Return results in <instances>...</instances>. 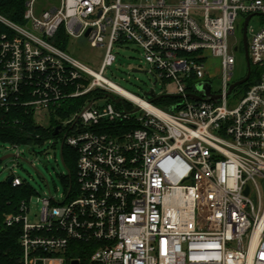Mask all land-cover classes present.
I'll use <instances>...</instances> for the list:
<instances>
[{
	"label": "built area",
	"instance_id": "built-area-1",
	"mask_svg": "<svg viewBox=\"0 0 264 264\" xmlns=\"http://www.w3.org/2000/svg\"><path fill=\"white\" fill-rule=\"evenodd\" d=\"M38 1H27L25 25L0 14V115L25 108L36 118L91 97L61 125L78 157L76 186L62 201L43 198L38 223L27 216L31 198L5 215L22 226L14 264H264V0ZM248 16L259 79L231 108L230 40ZM61 28L70 41L106 47L99 72L55 44ZM129 43L162 95L177 97L164 98L171 104L133 99L104 77L115 46ZM210 54L221 59L217 90ZM99 98L110 102L95 107Z\"/></svg>",
	"mask_w": 264,
	"mask_h": 264
},
{
	"label": "rangeland",
	"instance_id": "rangeland-1",
	"mask_svg": "<svg viewBox=\"0 0 264 264\" xmlns=\"http://www.w3.org/2000/svg\"><path fill=\"white\" fill-rule=\"evenodd\" d=\"M47 1L39 0L37 5L42 7L47 4ZM243 23V20L240 21L241 28ZM250 27L253 31L258 30L260 19L253 18ZM241 44L242 33L240 29L230 40L231 51L236 58L233 82L241 80L247 72L242 47L237 51L235 50L236 46ZM66 52L93 71L99 72L106 47L93 48L86 38H81L69 41ZM114 52L117 60L112 67H109L103 73L105 78L121 87V89L146 101H151L146 93H149L152 89H155L157 96L165 93L166 88L161 82L155 85V77L151 73L152 67L145 61L142 50L135 43L124 46L116 45ZM208 68L213 78L214 89L217 90L220 87L222 78L221 59L210 54ZM243 88L239 87L229 97L228 102L231 108H235L240 98L245 94ZM109 102V99L99 98L95 101L94 106L101 107ZM158 106L164 108L161 105ZM51 117L48 113H40L37 115L36 121L48 128ZM54 117L60 123H65L67 120H61L58 114ZM61 147L62 141L59 137H50L35 145L20 146L18 148L11 147L8 143H0V159L7 155H14L0 163V183L7 181L10 177H19L28 184L33 191L29 203V212L27 213L28 219L32 223L40 221L43 198H49L52 195L57 201L63 200V194L65 193L64 178L69 176V170L62 162Z\"/></svg>",
	"mask_w": 264,
	"mask_h": 264
},
{
	"label": "trees",
	"instance_id": "trees-1",
	"mask_svg": "<svg viewBox=\"0 0 264 264\" xmlns=\"http://www.w3.org/2000/svg\"><path fill=\"white\" fill-rule=\"evenodd\" d=\"M27 1L28 0H0V14L18 25H25L24 14ZM1 25L0 23V31H3L5 27ZM69 41L70 39L65 34L64 29L61 28L55 44L60 49L66 51ZM245 76L246 74L244 77ZM244 77H242V79ZM258 79L259 73L255 67H252V75L249 81L243 86H240V88L244 87L243 89L246 91L248 87L256 83ZM237 89H239V87ZM237 89L235 91H237ZM89 96L78 100H67L62 109L57 113L51 114V123L48 128L37 123L34 112L26 110L25 108H14L9 112H3L0 115V143L28 146L40 143L50 137H57L54 136L53 133L56 127L61 126L62 123H60L54 115L58 114L61 120L72 117L86 105L90 98ZM173 101L174 100L171 99H161L156 103L164 106L171 104ZM59 138L63 142V134ZM63 156L65 166L71 173V177L66 176L64 178V189L66 190L70 186H76L78 157L67 145H64ZM32 194L33 191L24 181H22V184L18 187L9 184L8 180L0 183V264H14L21 255L19 239L22 226L19 224L12 227L7 226L5 215L19 213L21 203L29 200Z\"/></svg>",
	"mask_w": 264,
	"mask_h": 264
},
{
	"label": "water",
	"instance_id": "water-1",
	"mask_svg": "<svg viewBox=\"0 0 264 264\" xmlns=\"http://www.w3.org/2000/svg\"><path fill=\"white\" fill-rule=\"evenodd\" d=\"M252 18V16H248L246 18V22H245V25H244V28H243V36H242V43H243V49H244V57H245V60H246V66H247V75L245 78L239 80V81H236L234 83L231 84L230 88H229V91H228V95H230L231 93H233V91L244 85L245 83H247L251 77V62H250V57H249V46H248V35H247V27H248V23L250 21V19ZM204 90L206 92V94L209 96L211 95V86L209 84H204ZM146 96H148L150 99H151V102H157L158 100H161V99H164V98H172V99H175L177 97L175 96H169V95H160V96H157L156 93H155V90L152 89L149 93H146ZM189 97L195 99L196 101H199L201 100V98L197 97V96H193V95H188ZM105 98H109L111 99L114 103L116 104H120V103H123L124 100L123 98H117L115 95L113 94H107L105 96ZM221 97L220 96H213L212 95V99H220ZM138 110V109H137ZM62 126H58L56 127L53 135L54 136H57L59 134V131L61 129ZM63 148H64V144L62 143V147H61V159H62V162L63 164L65 165V162H64V156H63ZM14 155H7V156H4L3 158L0 159V163L2 161H4L5 159L7 158H11L13 157ZM69 176L71 177V173L68 172ZM12 181H13V177H10L8 179V183L9 184H12ZM73 264H78L77 262H74Z\"/></svg>",
	"mask_w": 264,
	"mask_h": 264
},
{
	"label": "bare ground",
	"instance_id": "bare-ground-1",
	"mask_svg": "<svg viewBox=\"0 0 264 264\" xmlns=\"http://www.w3.org/2000/svg\"><path fill=\"white\" fill-rule=\"evenodd\" d=\"M118 89H120L123 93H125L126 95L132 97L133 99H137V96H135V95H133V94H131V93H129V92H127V91L121 89V88H118Z\"/></svg>",
	"mask_w": 264,
	"mask_h": 264
},
{
	"label": "flooded vegetation",
	"instance_id": "flooded-vegetation-1",
	"mask_svg": "<svg viewBox=\"0 0 264 264\" xmlns=\"http://www.w3.org/2000/svg\"><path fill=\"white\" fill-rule=\"evenodd\" d=\"M242 48H243V46H242ZM159 101L160 100H158L157 102H159ZM64 132H65L64 127H61V129H60L59 134L57 135V137H60L62 134H64Z\"/></svg>",
	"mask_w": 264,
	"mask_h": 264
}]
</instances>
